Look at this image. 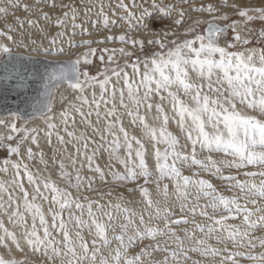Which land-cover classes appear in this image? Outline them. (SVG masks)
Listing matches in <instances>:
<instances>
[{
    "label": "snow or ice",
    "instance_id": "1",
    "mask_svg": "<svg viewBox=\"0 0 264 264\" xmlns=\"http://www.w3.org/2000/svg\"><path fill=\"white\" fill-rule=\"evenodd\" d=\"M10 94L0 264H264V0H0Z\"/></svg>",
    "mask_w": 264,
    "mask_h": 264
},
{
    "label": "water",
    "instance_id": "2",
    "mask_svg": "<svg viewBox=\"0 0 264 264\" xmlns=\"http://www.w3.org/2000/svg\"><path fill=\"white\" fill-rule=\"evenodd\" d=\"M18 103H19V100L17 99V97L14 94H10L7 97L0 96V115L7 114L4 111V109L6 107L15 110ZM20 107L23 108L24 105H20ZM28 111H31V110L28 109Z\"/></svg>",
    "mask_w": 264,
    "mask_h": 264
},
{
    "label": "rangeland",
    "instance_id": "3",
    "mask_svg": "<svg viewBox=\"0 0 264 264\" xmlns=\"http://www.w3.org/2000/svg\"><path fill=\"white\" fill-rule=\"evenodd\" d=\"M249 2L255 3L256 0H249ZM20 15H23V13H20ZM93 36L96 37L97 39L100 38L99 36L96 35L95 32L93 33ZM85 38H87V37H85ZM79 39H80V37H77V40H79ZM108 46L111 47L112 45L109 44ZM93 47H97V45H93ZM99 47H104V45H99ZM95 62H96L97 64H99V61H98V60H96ZM5 115H7V114H5ZM5 115H0V116H5ZM170 130H172V131H174V132L176 131V127H175L174 124L171 125ZM33 147H34V146H33ZM46 151H47V149H46ZM3 155H4V153H3L2 151H0V156H3ZM101 163H103V161H102ZM117 167H119V165H117ZM186 174H187V173H186ZM213 182L216 183L218 186H220V187H221V190H222V186L220 185V182H219L218 180H214ZM197 219H199V217H198ZM195 258L198 259L199 257H195Z\"/></svg>",
    "mask_w": 264,
    "mask_h": 264
},
{
    "label": "bare ground",
    "instance_id": "4",
    "mask_svg": "<svg viewBox=\"0 0 264 264\" xmlns=\"http://www.w3.org/2000/svg\"><path fill=\"white\" fill-rule=\"evenodd\" d=\"M4 130L0 129V133H3Z\"/></svg>",
    "mask_w": 264,
    "mask_h": 264
},
{
    "label": "flooded vegetation",
    "instance_id": "5",
    "mask_svg": "<svg viewBox=\"0 0 264 264\" xmlns=\"http://www.w3.org/2000/svg\"><path fill=\"white\" fill-rule=\"evenodd\" d=\"M6 116V115H5Z\"/></svg>",
    "mask_w": 264,
    "mask_h": 264
}]
</instances>
